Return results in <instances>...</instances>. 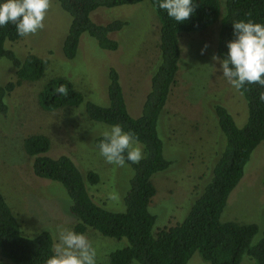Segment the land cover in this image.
<instances>
[{
  "label": "rangeland",
  "instance_id": "obj_1",
  "mask_svg": "<svg viewBox=\"0 0 264 264\" xmlns=\"http://www.w3.org/2000/svg\"><path fill=\"white\" fill-rule=\"evenodd\" d=\"M224 13L225 0H221L218 21L205 30L181 34L179 71L158 127L164 155L172 165L152 178L157 194L150 211L157 217L156 232L183 222L212 180L213 169L227 146L215 113L216 104L228 109L239 128L249 119L244 95L219 71L221 58L217 46ZM118 19L128 24L111 35L119 42L116 51L101 49L97 41L85 33L77 56L69 60L63 46L72 17L57 0H50L43 29L17 42L6 43V48L13 50L21 60L34 54L48 62L41 79L24 81L6 96L8 112L0 113V191L26 237L47 231L55 244L58 227L75 231L77 224L70 211L71 199L62 185L33 173L32 159L23 146L24 139L31 135L49 137L52 144L49 156H69L82 173L94 171L99 175L98 184H88L89 193L97 204L114 212L125 211L124 198L134 174L132 167L127 163L122 167L109 164L99 155L96 140L109 125L90 120L86 104L109 106V72L114 68L120 75L129 113L133 117L142 114L151 79L160 65L161 25L149 0L100 9L93 14L98 24ZM213 56L219 59L213 60ZM56 77L69 79L84 96V102L52 112L43 110L39 94L44 85ZM16 78L13 63L1 58L0 84L16 81ZM138 144L143 154V147ZM244 172L228 199L221 221L258 225L259 232L253 240V245H257L264 230V142L254 150ZM84 234L96 250L97 264H111V253L128 245L126 239L104 237L92 229ZM132 264L140 263L133 261ZM188 264L209 263L196 253ZM241 264L255 263L244 256Z\"/></svg>",
  "mask_w": 264,
  "mask_h": 264
},
{
  "label": "trees",
  "instance_id": "obj_2",
  "mask_svg": "<svg viewBox=\"0 0 264 264\" xmlns=\"http://www.w3.org/2000/svg\"><path fill=\"white\" fill-rule=\"evenodd\" d=\"M143 1L57 0L72 17L63 46L65 57L73 60L77 56L81 37L85 33L95 39L101 49L116 51L119 42L111 35L122 31L128 23L118 19L98 24L93 20V14L100 9L135 5ZM149 1L161 25L158 44L160 65L151 79L142 114L133 117L129 113L120 75L114 68L109 72V106L93 102L86 104L90 120L109 126L119 123L124 131H132L143 147V158L139 163L126 161L134 174L124 198L125 211L114 212L97 204L89 193L88 184H98L99 175L94 171L82 173L69 156H49L52 144L44 134L24 139L23 146L32 159L33 173L39 178L58 182L65 189L71 199V214L77 220L76 232L86 233L92 229L104 237L128 241L127 246L111 253V264H132L133 261L140 264H188L196 253L209 264H241L244 256L251 258L255 264H264V230L261 240L253 245L259 232L258 225L221 221L228 199L241 182L254 150L264 142V102L259 100L264 88L256 84L239 90L249 109V119L243 128L237 126L226 107L216 104L215 113L227 146L213 169L212 180L183 222L154 231L157 217L151 213L150 205L157 190L152 178L172 165L164 155V143L158 127L179 71L181 34L205 30L218 21L221 0H194V13L178 24L158 8V0ZM241 19L264 23V0H225L217 46L221 59L227 52L226 43L233 39L232 22ZM21 39L14 25L0 27V59L13 63L17 77L16 81L0 84V113L3 115L8 112L6 96L24 81L41 79L48 63L34 54L21 60L13 50L6 48L7 42ZM61 88L63 91H60ZM83 102L84 96L64 77L50 79L39 94L40 107L49 112L77 107ZM102 138L96 140V146ZM53 245V236L47 231L36 237L23 235L18 219L0 191V264H44L53 254Z\"/></svg>",
  "mask_w": 264,
  "mask_h": 264
},
{
  "label": "clouds",
  "instance_id": "obj_3",
  "mask_svg": "<svg viewBox=\"0 0 264 264\" xmlns=\"http://www.w3.org/2000/svg\"><path fill=\"white\" fill-rule=\"evenodd\" d=\"M49 7L50 0H0V27L12 24L17 36L34 35L44 28ZM195 7L194 0H158V8L177 24L188 20ZM232 29L233 39L226 43V54L222 59H212H219V71L234 89L253 84L264 88V23L241 19L232 22ZM259 100L264 102V92ZM102 137L97 147L107 163L122 167L126 161L135 164L143 158L135 134L124 131L119 123L110 125ZM57 231L58 242L44 264H97L96 250L84 233L64 227Z\"/></svg>",
  "mask_w": 264,
  "mask_h": 264
}]
</instances>
